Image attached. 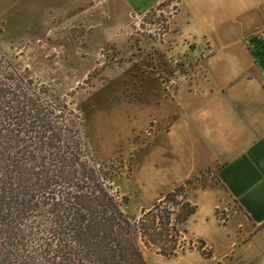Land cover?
<instances>
[{"label": "rangeland", "instance_id": "374dc122", "mask_svg": "<svg viewBox=\"0 0 264 264\" xmlns=\"http://www.w3.org/2000/svg\"><path fill=\"white\" fill-rule=\"evenodd\" d=\"M22 3L0 0L1 53L78 109L98 160L120 170L116 186L126 197L125 212L139 216L179 185L174 172H168L162 135L151 137L157 127L151 115L160 120L162 108L157 101L175 93L180 84L194 83L198 72L194 56L209 49L205 39L193 38L192 27L181 15L171 28L178 0H165L145 11L134 8L125 24L51 17L40 5ZM193 43L198 47L189 59ZM214 181L208 170L186 184L185 191L193 200L198 195L200 202L203 190ZM229 212L217 209L212 215L221 225ZM194 216L199 220L200 213ZM188 226L204 231L194 221ZM192 231L193 248L187 245L172 257L145 248V259L149 264H202L199 261L211 249L203 248Z\"/></svg>", "mask_w": 264, "mask_h": 264}, {"label": "trees", "instance_id": "16d2710c", "mask_svg": "<svg viewBox=\"0 0 264 264\" xmlns=\"http://www.w3.org/2000/svg\"><path fill=\"white\" fill-rule=\"evenodd\" d=\"M116 167L98 160L78 109L0 51V264H149L145 248H193L185 185L198 177L131 217Z\"/></svg>", "mask_w": 264, "mask_h": 264}, {"label": "crops", "instance_id": "0c3cea01", "mask_svg": "<svg viewBox=\"0 0 264 264\" xmlns=\"http://www.w3.org/2000/svg\"><path fill=\"white\" fill-rule=\"evenodd\" d=\"M12 1L40 5L51 17L125 24L134 8L149 10L165 0ZM178 15L209 49L195 53L194 83L157 101L162 115H151L157 120L151 137L162 135L175 184L208 170L215 180L200 202L185 191L198 206L185 225L187 238L194 221L204 231L192 235L212 252L199 263L264 264V0H178L171 28ZM197 47H190L189 59ZM217 209L230 211L225 224L213 218Z\"/></svg>", "mask_w": 264, "mask_h": 264}]
</instances>
